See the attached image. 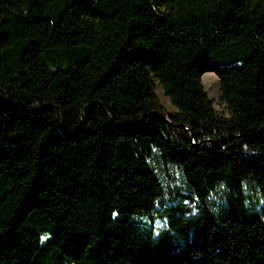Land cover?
<instances>
[{"label": "trees", "instance_id": "1", "mask_svg": "<svg viewBox=\"0 0 264 264\" xmlns=\"http://www.w3.org/2000/svg\"><path fill=\"white\" fill-rule=\"evenodd\" d=\"M255 198L264 0H0V264H264Z\"/></svg>", "mask_w": 264, "mask_h": 264}, {"label": "rangeland", "instance_id": "2", "mask_svg": "<svg viewBox=\"0 0 264 264\" xmlns=\"http://www.w3.org/2000/svg\"><path fill=\"white\" fill-rule=\"evenodd\" d=\"M201 82L204 86V89L209 99L213 103L214 109L220 115L224 117H229V111L227 105L222 101L221 85L218 75L214 71H206L201 77ZM153 83H154L155 92L158 96V100L161 106L168 114L175 115L177 113V109L171 103L169 97L166 95L161 84L156 79L153 80ZM253 204L255 206V209L259 211L264 218V200L261 198H255ZM157 226L159 228H163L164 222L158 220Z\"/></svg>", "mask_w": 264, "mask_h": 264}]
</instances>
